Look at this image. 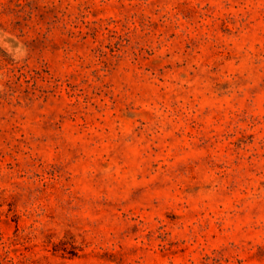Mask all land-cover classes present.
Returning a JSON list of instances; mask_svg holds the SVG:
<instances>
[{
  "label": "rangeland",
  "instance_id": "rangeland-1",
  "mask_svg": "<svg viewBox=\"0 0 264 264\" xmlns=\"http://www.w3.org/2000/svg\"><path fill=\"white\" fill-rule=\"evenodd\" d=\"M0 264H264V0H0Z\"/></svg>",
  "mask_w": 264,
  "mask_h": 264
}]
</instances>
